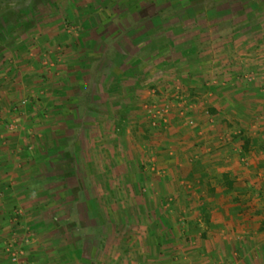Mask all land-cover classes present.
<instances>
[{"label":"rangeland","instance_id":"obj_1","mask_svg":"<svg viewBox=\"0 0 264 264\" xmlns=\"http://www.w3.org/2000/svg\"><path fill=\"white\" fill-rule=\"evenodd\" d=\"M190 46L217 67L248 69L255 53L264 65V0H0V151L29 133L37 153L19 167L3 155L20 177L18 200L0 203L13 214L1 221L18 231L4 258L151 264L167 255L147 233L155 220L141 214L144 192L109 102L124 71L160 73Z\"/></svg>","mask_w":264,"mask_h":264},{"label":"crops","instance_id":"obj_2","mask_svg":"<svg viewBox=\"0 0 264 264\" xmlns=\"http://www.w3.org/2000/svg\"><path fill=\"white\" fill-rule=\"evenodd\" d=\"M250 56L248 69L217 67L190 46L160 73L154 64L122 73L109 104L122 123L120 150L136 164L141 214L155 220L147 233L167 253L151 264H264V65ZM28 135L0 151V203L20 196L3 157L19 167L37 155ZM15 229L0 219V254ZM2 254L0 264H48Z\"/></svg>","mask_w":264,"mask_h":264},{"label":"built area","instance_id":"obj_3","mask_svg":"<svg viewBox=\"0 0 264 264\" xmlns=\"http://www.w3.org/2000/svg\"><path fill=\"white\" fill-rule=\"evenodd\" d=\"M24 103H25V102H21V105H24ZM18 106H19V105H18ZM19 110H20V107H19V108H18V107L14 108V112H15V111H19ZM6 127H8V130H13V129L15 128V126H14V122H9V123H7V124H6ZM13 260L15 261L16 258L14 257Z\"/></svg>","mask_w":264,"mask_h":264}]
</instances>
